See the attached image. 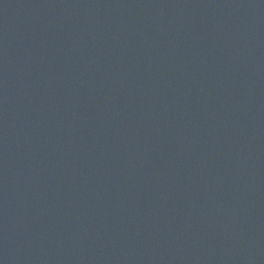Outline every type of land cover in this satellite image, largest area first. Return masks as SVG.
I'll return each instance as SVG.
<instances>
[{
	"label": "water",
	"instance_id": "95a60500",
	"mask_svg": "<svg viewBox=\"0 0 264 264\" xmlns=\"http://www.w3.org/2000/svg\"><path fill=\"white\" fill-rule=\"evenodd\" d=\"M0 264H264V0H0Z\"/></svg>",
	"mask_w": 264,
	"mask_h": 264
}]
</instances>
